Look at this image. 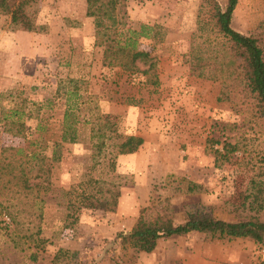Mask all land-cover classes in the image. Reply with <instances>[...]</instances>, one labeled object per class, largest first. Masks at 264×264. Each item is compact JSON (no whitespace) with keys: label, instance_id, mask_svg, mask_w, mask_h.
Returning <instances> with one entry per match:
<instances>
[{"label":"rangeland","instance_id":"rangeland-1","mask_svg":"<svg viewBox=\"0 0 264 264\" xmlns=\"http://www.w3.org/2000/svg\"><path fill=\"white\" fill-rule=\"evenodd\" d=\"M84 1L33 0L34 32L11 31L7 17L0 14V152L12 148L49 156L54 142L49 131L56 129L61 112L72 103L79 127V141L62 144L60 161L51 163L50 187L39 195L42 202L36 207L29 210L24 196L0 187V264H50L57 249L76 252L79 264H264V247L246 239L188 233L156 240L150 253L118 245L116 233L127 232L140 210L161 200L173 208L174 224L181 223L184 212L195 205L211 207L219 220L237 221L231 205L240 202L249 172L238 166L240 154L215 167L206 141L249 139L243 142L246 149L264 159V124L251 122L249 111L234 107L235 101H218V80L188 74L184 60L191 36L196 34L199 43L216 34L197 17L200 0H124L115 10L120 24L110 35L120 44L128 36L126 29L155 25L154 37L135 39V48L154 61L152 74L146 75L101 65L103 46L96 44L93 19L84 16ZM229 27L243 36L259 34L264 0H237ZM73 86L79 98L67 102L65 94ZM95 115L111 122L116 133L139 137L142 144L135 153L114 160L110 176L118 184L115 209L72 214L61 191L85 176L108 178L103 163L91 165L88 127ZM7 120L23 123V137L5 132ZM35 124L48 129L38 135ZM36 137L46 141L43 150ZM31 141L38 145H29ZM180 178L199 186V192L187 193ZM16 210L22 213L9 222L8 214ZM258 219L264 222V207ZM35 229L45 242L32 261L17 238Z\"/></svg>","mask_w":264,"mask_h":264},{"label":"trees","instance_id":"trees-1","mask_svg":"<svg viewBox=\"0 0 264 264\" xmlns=\"http://www.w3.org/2000/svg\"><path fill=\"white\" fill-rule=\"evenodd\" d=\"M123 1H84V16L93 19L96 44L103 46L101 65L112 66L127 73L152 74L154 61L148 53L135 48V39L154 37L155 28L153 27L155 25L148 27L139 24L136 26L137 31L126 29L128 36L121 44L110 35V33L114 34L115 25L120 24L116 21L114 13ZM32 2L33 0H0V14L7 17L8 29L14 32L35 31L34 11L30 8ZM236 2L237 0H224V4L220 6L216 0H200L197 17L202 25L208 24L216 34L213 38L207 37L199 43H197L198 36L193 34L189 53L184 63L187 65L189 75L205 80H218L221 83L217 96L218 101L232 103L235 101L234 107L239 106L249 111L251 122L260 121L264 124V27L259 28V34L255 36H243L231 29L229 18ZM137 64L144 66V69L139 70ZM65 95L67 102H70V99L71 101L77 100L79 98L77 87L73 86L71 91H67ZM74 105L72 103L65 107L61 112L56 129L49 131V135L54 136L49 156L33 150L22 153L21 149H1L0 187L10 193L24 196L26 198L24 202L29 210L42 202L39 195H43L50 187V166L52 162L60 161L61 145L75 144L79 141V127H77L74 114ZM37 111H34L32 118H36ZM4 124L6 125L5 132L13 137H23L26 131L23 123L18 120H7ZM33 129L39 135L41 131H46L48 128L35 124ZM261 134L264 142V133ZM43 139L39 137L34 139L40 142L41 150L47 146ZM88 139L92 168L103 163L104 172L108 178L99 176L96 179L92 176H85L83 181L75 186H69L66 191H61L65 198L63 203L67 210H73L72 214L81 209L112 212L119 197L118 184L112 182V176H110L114 160L117 156L135 153L141 146L142 139L116 133L111 122L102 120L96 115L89 122ZM35 141L29 142V145L37 146ZM248 141L249 139H240V142L235 140L221 143L217 139H209L205 147L207 153L213 157L215 167H222L236 154H240L238 166L249 172L240 202L231 205L232 212L238 218L237 221L219 220L213 216L211 207L195 205L184 212V220L181 223L174 224L173 208L165 200H161L140 210L138 217L127 232L116 233L115 239L118 245L128 247L135 252L150 253L156 240L160 238L199 233L209 239H246L258 247H264V222L258 219L264 207V159L246 149L247 146L243 142ZM217 144L220 146L214 147ZM18 152L20 156L16 159L14 155ZM178 181L183 182L187 193L199 192V186L184 181L182 178ZM16 211L13 215L8 214L9 222H13L18 214L22 213V211ZM36 212V218L39 220L41 216L39 206ZM72 214L68 217L73 222L75 218ZM23 231L26 232L27 228ZM38 234L39 231L35 229L17 238L23 244V250L29 252L32 261L36 260V254L45 242V238L37 237ZM8 240L13 246L16 245L12 236H8ZM50 264L79 263L76 261V252L57 249Z\"/></svg>","mask_w":264,"mask_h":264}]
</instances>
